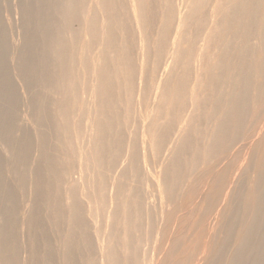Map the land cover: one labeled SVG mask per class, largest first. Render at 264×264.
<instances>
[{
    "label": "bare ground",
    "instance_id": "bare-ground-1",
    "mask_svg": "<svg viewBox=\"0 0 264 264\" xmlns=\"http://www.w3.org/2000/svg\"><path fill=\"white\" fill-rule=\"evenodd\" d=\"M32 1H19L21 2L19 7L24 12V25L21 30H25V33L20 31L24 34V45L22 44V47L20 45L21 50L18 51L20 56L17 52L18 60L15 62L14 59H11V62L12 65L15 63V68L18 69V72H15L18 73L19 78L26 83V85L23 83L24 87L27 86L26 89L30 87L29 92L34 88L31 85L34 86L37 83L47 87L48 91L49 89L51 92L61 91L60 95L62 94L63 98L59 103H56L53 99L56 92L54 94L49 92V95L52 94V96L46 95V97L52 98L54 102L52 100L48 102V98L47 101L43 99L41 102V96L35 95L36 90H34L35 97L32 98L33 92H24L26 89L22 87L25 89L23 90L24 95L27 93L31 96H29L31 101L29 102L32 103L35 112L32 109L33 113H31V108V112H29L31 115L36 114V119L34 118L33 121L38 127H35L38 137L33 138L35 140L38 138L39 141H36L38 142L36 143L38 160L33 168L35 161H32L34 150L32 137L36 134L22 135L20 133L18 137V133H15L16 136L13 133V130L16 132L17 124L15 113H20L22 109L20 106L15 108L16 100L20 96L18 90L22 89L17 90L16 83H13L14 75L9 62L10 46H12L10 43L14 39L13 37L15 35L17 37V33L20 32L17 30V33L11 38L14 31L12 28L9 40L6 30L9 26L1 19V7L3 8V6L0 1V139L5 142V145H8L3 148H7L9 154L16 156L12 166L10 168L7 166L14 176H12L13 179H16L14 182L19 184L21 188L18 189H22V191L28 189L27 192H29L31 190L30 195L32 194L33 198L30 197L34 202L29 214L26 213L28 215L25 216V210L19 204L20 202L18 203L21 191L16 189L20 193L18 194L11 188L14 184L10 186H8L9 182L8 185L6 184L8 181L6 178L10 180L11 176L4 175L5 164L0 156V215L2 216L0 222V264H22L23 262L21 261L23 257L21 251H24V249L22 250L24 246L21 245L26 243L22 244L18 235L19 232H23L22 229L19 231L22 226L19 216L22 215L19 212L21 208L26 217L25 225L28 227L24 233L27 231L30 233L25 254H28L26 256L28 260L25 263L147 264L150 257L147 256L149 257L147 258L146 255L151 253V250L149 252L150 245L145 249V251L148 249V254L142 250L143 248L140 249L142 243L147 241L143 240L146 239L144 232L148 230V228L147 230L143 229L147 225L146 222L142 223V217L146 212L151 211L152 206L156 205L148 203L150 207H147L145 190L150 186L145 188L146 183H142V175L146 179L148 176L151 177L152 183L155 182L153 186H156V189L153 188L154 190L151 191H157L156 196L161 202H158L156 197L154 198V200L157 199L159 206H157L159 208V213H157L160 214L159 218L165 225L166 229H164L170 231L172 228L170 233H173L172 236H174L178 225L176 226L172 222L176 219L172 217V214L181 211L179 206L172 208V205L177 203L175 201H179L185 196V205L194 199L198 200V204L203 205L202 211H215L230 196L229 194L237 189L239 183L242 184L235 177V172L231 174L230 171H227L229 165L231 169L233 162L226 164L228 166L226 169L225 158L230 153L226 156L224 154L231 150V146L242 141L240 139L250 140L246 146L250 149V152L247 151L248 157H251L250 163L247 160V164L252 165V162H256L263 166L264 126L259 125V123H263L261 122L263 119L258 120L257 124L254 121H257L259 115L260 119L264 118L261 117L264 114V0H36L40 3L44 2L43 4L47 3L49 13L46 15L42 9L31 7ZM15 5L17 7L19 3L16 2ZM207 6H209V10L206 9ZM18 8L16 11L19 10ZM204 9L208 13L207 11L205 13ZM203 10L204 12H202ZM17 14L19 13L17 12ZM17 17L21 19V15ZM11 26L13 27L12 24ZM17 28L18 26H16ZM192 34L197 38L201 36L200 41L197 42L199 39L195 37L197 40L191 39L190 35ZM197 34L200 35L197 36ZM217 41L222 45H220L221 43L217 44ZM215 44L221 47L216 46L217 49H214L213 45ZM16 56L14 58L17 59ZM146 85H148L147 88ZM36 86L38 87V85ZM39 87L38 91H40ZM148 87L149 90L151 88L150 91H153V96L143 98L142 95L143 97L139 98L147 99L148 97L149 99L145 100V109L143 100L140 103L143 106H140L141 108L138 107L140 104L137 106V109L145 110L139 113V110L135 109V104L138 103L136 96L141 93L140 91L148 90ZM222 87L226 91L222 89L221 92L225 93L222 95L220 92L221 95H218L217 92ZM188 88L189 92L191 91V96L190 93L186 95L190 96V101L187 102L188 98H185V92L188 91ZM209 89L213 90V93L217 91L210 105L206 98L201 99L207 96ZM202 91H205L203 96L201 95ZM42 92L44 93V91ZM46 92L47 90H45V94H47ZM211 92L210 94L213 95ZM143 94L146 95V91H143ZM212 97L209 98L210 101ZM198 100L202 101L201 103L206 100L204 102L210 106H207V111L204 108L206 104H200ZM49 105L55 106L54 111L53 107H48ZM14 108L19 112L14 113ZM23 108L25 109V107ZM83 108L85 110H82ZM203 108L204 110H202ZM133 109L140 114L137 119L132 112ZM138 119L141 121V127L139 126L140 129L137 130L138 126H134V129L136 127L140 133L139 144L137 143L139 141L138 132L136 133V130L134 131L132 128L134 121H138ZM249 119L252 120V123L254 122L253 127L248 126ZM80 123L85 124V126L81 125L85 127L82 134L79 131L82 129L79 128ZM21 124L18 123V125ZM203 124L206 127L204 129ZM39 128H47L48 131ZM18 129L20 130V128ZM20 131L22 132V128ZM49 131L50 133H47ZM72 131L75 133L73 136ZM127 132H135L131 134L132 136L136 135L134 138L137 141L132 142L131 138V144L128 146L130 140L126 144L129 148L122 150L123 142L125 139L127 140ZM192 132H196L198 135L204 134L207 141L202 139L204 143H200L202 138L200 136L198 142L194 141L195 137L190 138L194 135ZM176 136L182 140L179 142L176 139L179 144L173 146L172 141ZM50 137L55 138L54 142L53 140L50 142ZM252 139H255V142L252 141V143ZM81 140L87 143L84 145L83 142L81 145ZM14 141L19 144L17 148L14 147L15 145L13 146ZM55 141L57 142L55 143ZM74 142L80 143V145L78 144L79 148H75L78 149L77 151L73 150ZM51 143H55V148ZM163 145L165 146L164 155L167 151L169 157L166 154V158H163L165 160L168 158L169 161L161 164V169L157 161L156 165L158 166L156 167L160 171L155 174L154 171L157 170L155 168L153 171L155 175L152 177L151 170L154 169V163L151 160L149 162V158H151L149 153L151 155L153 153L154 156L162 155ZM57 149L59 152L61 151V155L62 151H67L66 156L59 157L60 153L56 154L58 153ZM69 149L72 151L71 154V151L68 152ZM54 150L56 152H53ZM221 154L225 157H219ZM217 157L222 159L218 163V159L215 161ZM153 159L158 160V157ZM10 161H13L11 157ZM126 162L127 164H125ZM148 162L152 163L151 170H148ZM222 164L224 166H221ZM250 165H247L248 168L251 167ZM200 167L206 171H200ZM215 168L219 169L216 173L213 172ZM262 169L253 179L250 175L252 180H248L252 181V186L250 183L249 194L252 198L247 200L245 198L244 206L241 205L244 209L241 208L243 210L241 214L246 216L244 219L248 221L247 217L253 216L254 222L246 224V221L244 227L242 225V229L240 231L238 229V235L236 234L238 231H234L237 237L234 238L233 249L228 259L219 258L218 253L213 255L211 251L213 243L208 240L210 242L208 244L212 243V246L206 247L207 245H205L200 254H210L209 259L206 257L207 262L209 260L211 262L209 264H264V170ZM31 170L33 174H31ZM256 171L258 170L256 169ZM243 172L245 174V171ZM253 172L255 171L253 170ZM75 173H78L77 176ZM145 174L148 176L145 177ZM200 179L203 181L201 185L204 184L202 186L204 188L199 185L195 186L196 188L199 186L203 190L196 192L192 188L194 191H191L192 185L199 183ZM133 180L135 183L144 185L142 190L145 191V194ZM17 186L15 187L17 188ZM152 200L151 203L154 201ZM24 201L28 202L26 198ZM232 203L226 202V208ZM204 204H206L205 207ZM232 205L234 206L232 208L237 206ZM30 206L31 204L28 208ZM226 208L224 207V210ZM236 208H240V205ZM43 209H45L44 213L46 211L44 215H42ZM227 209L231 212V209ZM239 210H236L237 214ZM20 211L22 212V210ZM154 211L156 212V210ZM233 211L234 215L236 211L235 209ZM221 214L223 215V213ZM149 215L151 214L149 213ZM22 216L23 219L24 216ZM101 216H105L104 222L101 221ZM152 219L148 223L152 224ZM154 219L158 220L155 216ZM241 219L244 221L243 218ZM250 220L252 221V219ZM180 221L184 223L182 220ZM159 223H157L158 226H160ZM243 223L241 222V224ZM153 226L157 228L156 224ZM150 227L152 228V225ZM179 228L178 235L181 230ZM140 230H143L141 232L144 239L139 237L142 235ZM152 230L156 231V229ZM184 230L182 229V232ZM137 231L139 232L138 237L135 233ZM190 231H192L191 228ZM259 232L263 237L259 235L260 240L256 241L254 235L256 233L258 235ZM149 234L152 237L151 233H148L147 236ZM189 234L193 235L194 233ZM21 236L20 233V238ZM26 237L23 238L26 239L25 242L28 241ZM224 237V242L220 246L218 245L220 248L221 246L226 247L229 241H232L228 236ZM155 240L157 241V239H149L148 244ZM164 240L168 239L160 238L159 253L164 251L167 244L169 245L168 251L166 250L165 253L168 254L167 256L179 253V250L180 253H184L181 252L183 250L180 247L187 240L182 244L179 239V246L178 242H172L171 238L168 243H165ZM205 241L206 239H204ZM187 244L191 243L187 242ZM189 245H184V249L186 246V249L190 247ZM118 247H121L123 251ZM195 247L193 246V250ZM184 251L186 252V250ZM158 252L154 253L159 255ZM173 255L174 260H172L176 264L177 258L174 257H177L178 254L177 256ZM164 256L161 260L159 258L156 260L151 256L149 263L169 264L172 257ZM192 256L190 255L191 258ZM174 263L171 262V264Z\"/></svg>",
    "mask_w": 264,
    "mask_h": 264
},
{
    "label": "rangeland",
    "instance_id": "rangeland-1",
    "mask_svg": "<svg viewBox=\"0 0 264 264\" xmlns=\"http://www.w3.org/2000/svg\"><path fill=\"white\" fill-rule=\"evenodd\" d=\"M0 1H2V3H1V2H0V3H1V5L3 6V8H2L1 5H0V7H1V9H2V12H1V13H2L1 19H2V21H4L5 24L8 23L7 25L9 26V28L11 27L10 29H9L8 27H7V29H6V30H7V33H8L9 40H10V39H11V38L17 33V30H18V32H20V31L23 30V29L21 30V28H23V25H24V21H23V20H24V12L21 11L22 8L19 7V6H21V2H19L20 0H0ZM14 1H15V2H14ZM13 2H14V3H13ZM16 2H17V4L19 3V5H18L17 7H16V5H15ZM32 2H34V3H32ZM32 2H31L30 4H31V7H33L34 9H36V8L42 9V11H45V12H44L45 15H46L47 13H49V12H48L49 6L46 5V4H47L46 2H45V4H43L44 2H41V3H40V2H38V1H36V0H33ZM32 4H33V5H32ZM43 5H44V6H43ZM208 5H209V4H208ZM45 6H46V7H45ZM18 7H19V8H18ZM44 7H45V8H44ZM17 8H18L19 10L16 11ZM207 8H208V10H209V6H207L206 9H207ZM1 9H0V10H1ZM204 10H205V9H204ZM204 10H203L202 12H204ZM9 11H11V12L8 13ZM20 11H21V12H20ZM46 11H47V12H46ZM206 11H207V10H205V13H206ZM17 12H18L19 14H17ZM22 12H23V13H22ZM20 13H22V14H20ZM207 13H208V11H207ZM18 15H19V17H20V15H21V19L17 17ZM22 15H23V16H22ZM11 16H12V18L10 19ZM37 17H38V16H37ZM12 19H13V21H12ZM18 19H20L21 22H20V20L18 21ZM6 21H7V22H6ZM10 21H12L13 23H12V22L10 23ZM45 21H46V20H45ZM14 22H15V24H14ZM18 23H19V25H16V24H18ZM9 24H10V25H9ZM11 24L13 25V27L11 26ZM16 26H18L17 29H16ZM12 28L14 29V31H15V29H16L15 32L13 31V34H12ZM8 29H9L10 31H9ZM24 29H25V28H24ZM24 31H25V30H24ZM24 31H22V32L25 33ZM22 32L19 33L20 35L17 33L18 36L16 37V35H15V36L13 37L14 39L11 40V43H10V45H12V46H10V56H11V57H10V61H9V62H10V65H11V69L13 70V71L11 70V72H13L12 74L14 75V77H13V78H14V79H13V80H14L13 83H14V84L16 83L15 86L17 85V86H16V87H17V90H18L19 88L22 89V87L25 88V89L27 88V86L24 87V84L26 85V83L23 82L24 80H22L21 78H19L20 76H18V73H16V72H18V69H17V67L15 68V63H14V65H12L13 63L11 62V59H14L15 62H16V61L18 60V57H17V56H18V55L20 56V53H19L20 51H19V49L21 50V47L24 45V43H23V42H24V41H23V40H24V38H23V35H24V34H23ZM11 34H12V36H11ZM9 35L11 36V38H10ZM21 35H22V36H21ZM194 35H196V34H194ZM199 35H200V34H197V36H199ZM20 36H21V38H19ZM191 36H192L191 39H195V38H197L196 36H193V34L190 35V37H191ZM194 37H195V38H194ZM22 38H23V39H22ZM200 38H201V36H199V38H197V39H199L197 42L200 41ZM197 39H195V40H197ZM12 41H13V42H12ZM16 41H17V42H16ZM14 42H15V43H14ZM16 43L19 44V45H17ZM215 43H216V42H215ZM220 43H221V42H220ZM220 43H218V41H217V44H220ZM22 44H23V45H22ZM198 44H199V43H198ZM217 44L213 45V47L215 46L214 49H215V48L217 49V47H216V46H218ZM13 45H15L17 49H16L15 46H13ZM20 45H21V47H20ZM220 45H222V43H221ZM218 47H221V46H218ZM41 49H42V48H41ZM41 49H40V50H41ZM13 50H14V51H13ZM40 50H39V52H40ZM18 51H19V52H18ZM13 52H14V53H13ZM17 52H18L19 54H18ZM17 54H18V55H17ZM16 55H17V56H16ZM15 56L17 57V59L14 58ZM12 57H13V58H12ZM14 60H13V61H14ZM12 67H13V68H12ZM15 71H16V72H15ZM217 72H219V71H217ZM217 72H216V73H217ZM18 78H19V79H18ZM17 79H18L19 81H18ZM16 80H17V81H16ZM18 82L20 83L19 85H18ZM21 83H22V84H21ZM23 83H24V84H23ZM20 85H22V86L19 87ZM36 85H38V87L40 86V87H39V90H40V91L37 90L38 87H37ZM84 86H85V85H84ZM147 86H148V85H146L145 87L147 88ZM31 87H32V88L34 87V88L32 89L31 92L28 91V90H31L30 87H29V89H26L27 91H26L25 89H22L21 91L18 90L19 95H20V96L23 95V96L20 97L19 95H17V96H19L20 99L22 98V99H21L22 101L17 97L18 100H20L21 102L18 101V100H16L15 108H17V106H20L22 109L20 110V113H15V112H19V110L14 108L15 110H17V111L14 110V113L16 114L15 120H17V121H16L17 124H16V128H15V131H16V132H14V130H13L14 136H16L15 133H18V134H17L18 137L20 136V133H21L22 135H23V134H28V133H30L29 135H33V134L35 135V134H36V131H37L36 128H38V127H36L37 125H36V124L34 123V121H33V120L36 119V118H35V115H36V114H32V115H31V113H33V110H34V112H35V108H32V103H30V102H31V101L29 100V96H30V94L28 95L27 93H25V95H24V92H28V93H32V92H33V93L31 94L32 98H34L35 95H36V96H39V97H40V96L43 97L42 95H44L45 97H43V98L40 97V99H41L40 101H41V102L43 101V99L46 100V99L48 98V99H47V100H49L48 102H50V100H52V101L54 102V100H55L56 103H59V102H60V99L63 98L62 94L60 95L61 91H60V92H59V91H54V92H56V93L58 92L57 94H59V95H57L56 93L54 94V92L52 91L53 94H54V97H53L54 100H53L52 98H51V99L49 98V97L52 96V94L49 95V94H50L49 92H51V91H50V89H49V91H48V88H47V87H45V86H43V85H39V84H37V83L34 84V86H33V84H32ZM35 87H37V89H35ZM81 87H82V85H81ZM224 87H225V86H224ZM222 89H223V91H226V90H224V88L222 87V88H220V91H218L219 93L216 91L218 95H219V94L221 95V93H222L221 90H222ZM23 90H25V91L23 92ZM34 90H36V91H35V92H36L35 95H34ZM45 90H47V92H46L47 94H45ZM150 90H151V88H150ZM150 90H149V87H148V90H145V89L143 90L144 92L146 91V95H144L145 93L143 94V91H140L142 94L139 92V93L141 94V96H140V94L138 93L139 95L136 96V97H137L136 99H137V102H138V103H137V105L135 104V107H136V108H135V107H133V108L137 109V106H138L140 103L143 102V103H144V109H145V106H146L145 100L147 101V99H148L149 96H151V97L153 96V95H152L153 91H150ZM19 91H20V92H19ZM42 91H44V93H43ZM148 91H150V92L147 93ZM208 91H209V93H208V92H206V93H208L209 96H211V97L213 96L212 99H211V101H210V99H209V98H211V97H209L208 94H206V95L208 96V98H207V96L201 98V95L203 96V94L205 93V91H204V92L202 91V94L200 95V98H201V99H205V98H206V100H208L207 102H209L208 104L210 105L211 102H212V100H213V98H214V94H215L216 92L213 93L214 91L211 90V89H209ZM211 91H212V92H211ZM21 92H23V93H21ZM52 92H51V93H52ZM187 92H188V93H187ZM210 92L213 93V95L210 94ZM220 92H221V93H220ZM40 93H43V94H40ZM150 93H151V95H150ZM185 93H186V94H185V98L187 97L186 95H188L189 93H190L189 95L191 96V91L189 92V88H188V91H186ZM223 93H225V92H223ZM223 93H222V95H223ZM38 94H39V95H38ZM217 94H216V95H217ZM26 95H28V96H26ZM46 95H47V96L49 95V97H46ZM142 95H143L144 97H143ZM204 95H205V94H204ZM24 96H25V97H24ZM31 96H30V97H31ZM55 96H57V97H55ZM139 96H140V97H139ZM145 96H148L147 99H143V98H145ZM190 96L187 97V98L189 99ZM23 97H24V98H23ZM27 97H28V99L26 100ZM59 97H60V98H59ZM85 97H87V96L85 95ZM141 97H143V98H142V99H139V98H141ZM151 97H150V98H151ZM32 98H30V99L32 100ZM55 98H56V99H55ZM86 99H87V98H86ZM188 99L186 100L187 102L190 101V99H189V100H188ZM201 99H199V100H201ZM45 100H44V101H45ZM47 100H46V101H47ZM56 100H57V101H56ZM139 100H140V101H139ZM142 100H143V101H142ZM148 100H149V99H148ZM199 100H198V102H200V104H203V105L206 104V103L204 102V101H206V100H203V103H201L202 101H199ZM17 101H18V102H17ZM24 101H25L26 103H28V104L26 105L27 107L25 106L26 103H22V102H24ZM27 101H28V102H27ZM29 101H30V102H29ZM40 101H39V103L41 104ZM46 101H45V102H46ZM141 101H142V102H141ZM48 102H47V103H48ZM53 102H51V103H53ZM17 103H18V104H17ZM21 103H22V104H21ZM51 103H49V104H51ZM56 103H55V104H56ZM5 104L7 105V103H5ZM5 104H4V105H5ZM40 104H39V105H40ZM55 104H54V105H55ZM208 104H206V106L204 107L205 109H206V108L208 109V107H210V106H208ZM21 105H22V106H21ZM47 105H48V104H47ZM30 106H31V107H30ZM140 106L142 107L143 104H142V105L140 104L138 107L141 108ZM207 106H208V107H207ZM20 107H19V109H20ZM23 107H25V109H24ZM33 107H34V106H33ZM48 107H51V105H49ZM52 107H53V111H54V107H55V106L52 105ZM52 107H51V108H52ZM30 108H31V110L33 109L32 112L30 111ZM51 108H50V109H51ZM204 108H203L202 110H204ZM23 109H24V110H23ZM50 109H49V111H50ZM135 109H133L132 112H133V114H135L136 119H137V117H139L138 115H140L139 113L142 112V110H144V109H143V108H142L141 110L137 109V110H139V113H138L137 110H135ZM207 109H206V111H207ZM82 110H85V108H83ZM134 110H135L136 112H135ZM209 110H210V109H209ZM251 110H252V108H251ZM29 111H30L31 113H30ZM53 111H52V112H53ZM144 111H145V110H144ZM15 114H14V116H15ZM18 114H19V115H18ZM263 115H264V114H262L261 117H264ZM17 116H18V117H17ZM30 116H31V117H30ZM259 116H260V115H259ZM259 116H258V118L256 119L257 121H254V122H256L255 124H257V123H259V121H261V120L263 119V121H261V122H263V123H259V125H260V126H261V125L264 126V118H261V119H260ZM17 118H18V119H17ZM20 118H21V119H20ZM34 118H35V119H34ZM26 120H27V121H26ZM253 120H254V119H253ZM258 120H259V121H258ZM138 121H139V122H138ZM138 121H137V120L134 121V125H132V126H133V127H132L133 129H134V126H138V127H137L138 129H137V130L140 129V127H141V126H140V124H141L140 122H141V121H140L139 119H138ZM21 122H22V124H21ZM254 122H253V123H254ZM18 123L21 124L22 126H23V124H25V125L22 127L21 125H18ZM138 123H139V125H138ZM253 123H252V120H250V119L248 120V126L253 127V126H254ZM250 124H251V125H250ZM35 125H36V126H35ZM81 125H84V126H85V124H84V123H82V124L80 123V126H79V128L81 127V128L83 129V131H82V129L79 130V131L81 132V134H82V132L84 133V128H85V127H84V126L82 127ZM203 125H204V124H203ZM18 126H19V127H18ZM139 126H140V127H139ZM262 126H261V127H262ZM35 127H36V128H35ZM18 128H20V130H21V128H22V132H23V131H24V132L22 133ZM204 128H206L205 125L203 126V129H204ZM34 129H36V130H34ZM39 129H41V128H39ZM43 129H44V130H43ZM46 129H47V128H42L41 130H43V131H48V129H47V130H46ZM135 130H136V127H135L134 131H135ZM137 130L135 131L136 133L138 132ZM19 131H20V132H19ZM39 131H40V130H39ZM39 131H38V132H39ZM248 131H249V129H248ZM73 132H74V131H72V133H73ZM129 132H130V129H129ZM135 132H133V133L131 132V133L134 134ZM47 133H50V131L47 132ZM72 133H71V134H72ZM131 133H128V132H127V137H126L127 140H126V139L124 140V142H123V143H124V146L122 145V150H123V149H124V150H127V149L129 148V147H127L126 144L129 143V140H130L131 138H132V142H134V140L136 139V138H134V137H136V135L132 136ZM128 134H129V136H128ZM139 134H140V133L138 132L137 138H138V136H139V138H140V135H139ZM192 134H194V135L191 136L190 138L193 139V137H195L196 140L194 139V141H196V142L199 141L198 139H200V137H202L201 140L204 139L205 142L207 141V138H205L204 134H203V135H202V134H201V135H200V134L198 135V133H196V132H195V133L192 132ZM192 134H191V135H192ZM196 134H197V135H196ZM37 135H38V133H37L34 137L31 136V137H32V141H33V149H34V150H33V153H32V158H33L32 161H35V162H34V165L32 164L33 162L31 161V162H32L31 164L34 166V167H33V166L30 164V167H31V168H32V167L35 168V165H36V163H37L36 161L38 160V157H36V156L38 155V151H37V148H38V147H37V144H36V143H38L39 141H38V138H37V140H35L36 137H38ZM73 135H75V133H73L72 136H73ZM130 136H131V137H130ZM197 136H198V138H197ZM199 136H200V137H199ZM203 136H204V137H203ZM178 137H179V136H178ZM178 137L176 136V137H175V140L178 139ZM33 138H35V139H33ZM50 138H51L50 142H52V140H53V142H54L55 138H54V137H50ZM52 138H54V139H52ZM133 138H134V139H133ZM139 138H138V140H139ZM192 139H190V140H192ZM205 139H206V140H205ZM140 140H141V138H140ZM140 140H139V141L135 140V141H137V143L139 144V143H140ZM175 140H174V141H175ZM178 140H179V142H181L182 139H181V140L178 139ZM178 140L175 141L176 144H175L174 141H172V142H173V143L171 142L172 145L174 144L173 146H175V145L179 144ZM201 140H200L199 142H200V143H202V142L204 143V141H203V140L201 141ZM240 140H242V141H238L239 143L237 142V143H235L236 145L234 144V146H231V147H232V148H230L231 150H228V152L225 153L224 155L226 156V155H228L229 153L231 154V155L229 154L228 157L225 158V160H226V161H225V165H226V164H230V163H232V162H233V164H231V169H230V165H229V168H228V166L226 165V166H227L226 169L228 168L229 170L227 169V171H230L231 174H232L233 172H235V173H236V174H235V177H237V179L240 180V182H241L242 184L239 183V186L237 187V189H236L234 192H232L231 194H229L230 196H228V198H226L225 201L222 202V203L217 207V210H215V211H214V210H212L211 212H208V211H206V212H205V211H202V207H203V205L198 204V200H194L193 198H192V199H193L194 202H193V201H192V202L190 201V202H189L188 204H186V205H185V203H186L185 196H184V198L182 197L181 199H179V201H178V200L175 201V202H177V203H180L181 205L175 203V204L172 205V208H174L173 206H177V207L179 206V207L181 208V211H179L177 214H172V217H173L174 219H175V218H176V219H175V221H173L172 219H171V220H172V222H174V224H176V226L178 225V226H177L178 228H179L180 225H181L182 228H181V227L179 228V230L181 229V230H180V234H179L181 237L178 235V233H179V232H177L178 228L176 229V233H174V236H176V237L172 236L173 233H170L171 230H172V228H171L170 231L165 230V229H166V228H165V225L162 224L163 221L161 222V219L159 218V217H160V214H158V213H159V211H158V210H159V208H158L159 206H158L157 204H158V202H160V201H159V199H158V196H156V195H157V191L155 190L156 194H155V192H152L154 189H156V186H155V187L153 186V185L155 184V182L153 181L154 183H152V180H153V179H152L151 177H149L147 174H145V177L148 176L147 179L143 177L144 175H142V178L145 179V180L141 179V180L143 181V182H142V181H141V182H142V183H146V184H145V188H146L147 186H150L149 188H147V190H145V188H144V190L146 191V195H147V196L145 195V196H146V201H148V202H146V203H147V207H148V208L150 207V206H148V203L151 204V205H156L155 207L158 206V207H157L158 209L155 208L154 206H152L153 208H152V207L150 208L151 211L148 212V213L146 212V213L144 214V215L147 214L148 216H150V217H148V216L146 215L148 219L145 218L146 216H144V215H143V217H142V223H143V222H144V223L146 222L145 224L147 225V227H146V226H143V227H146V228H143V229H144V230H147V228H148V230H147V232H146V231L144 232V233H145V234H144V237L146 236V239H144V237H143V233H142L143 230H140V232L142 231V232L140 233V234H142V235L139 236V237H141V238L143 237V238H142V239H144L143 241H146V240H147L146 242H144L145 244L142 243V245H144V246L141 245V248H140V249L143 248L142 250H144V252H145L146 254H148V253L150 252V250H151V253H152V250H153V253H152V254L149 253L148 255H146V257H147V256L150 257V260L147 261V262H148L147 264H151V263H149V262L151 261V256H152L154 259L159 258V260H161V259H163L164 254L168 251L167 249H168V246H169V245L167 244V246H165L164 251L160 252V253H162V254H160V253L158 252V251H160V250H158V249H159V246H160V243H161V241H163V240L160 241V238H162V239L164 238V239H166V240H167V239L169 240V239L171 238V241H172V242H173V241H175L176 243L178 242L177 245L179 244L180 241H182V244H184L183 242H185V240H187V241H186V243H185L184 245H187V246H188L189 244H187V242H188V243H191V244L189 245L190 247H188L189 250H188V248L186 249L187 246L185 247V249H184V247H183L184 245L180 247V249L183 250V251H181V252H184V253H180V250H179V247H178V250H179L178 252H179V253H176V254L173 253V254H175V255L172 254L173 256H177V254H178L177 257H174L175 259L177 258L176 261H175L176 264H181V263H182V264H186V263H187V264H205V263L209 264V263H211L210 260H209V262H207L208 260H206V257H207V259H209V255H210V254H209V255H207V254L204 255L205 253H204V254H200V253H201V251L205 248V245H207L206 247H208V246H212V243H213V249H212V247H211V251H212L213 255H214V254L217 255V253H218V257H219V258H224V259L226 258V259H228L229 255H230V253L232 252V249H233V247H232V246H233L232 243H234V242H233V241L235 240L234 238L237 237L239 231L242 229L241 226L243 225L242 227H244V224H245V222L247 221V220H245V219H246V218H245L246 216L244 217V216L241 214V212L244 210V209L242 208V207L244 206V199L246 198L245 200H247V199L252 198V196L249 194L250 189H251L250 187L252 186V183H251L252 181H249L248 179L252 180V179L257 175V173L259 172V170H261L262 168H263L262 170H264V163H263V166H262L261 163L257 164L256 162H252V163H251L252 165L247 164L248 161H249V163H250V158H251V157H248V156H249V153H248V152H250V149H249V147H248V148L246 147L247 144L250 142V140H247V139H245V141H244V139H240ZM0 141H1V144H0V147H1V148H0V156H1V158L3 159V161H4L3 164H5L4 167H3L4 175L6 174L5 176H8V177L11 176V178H10L11 181L9 180V178H6V177H5L6 179H8V181L6 182V184L9 182V185L7 184L8 186H10L11 184H12V185H13V184H14V185L16 184L15 186L18 185L17 188H16L14 185L11 186V188H13V189L15 190V192H16L17 190L21 191V194L19 193V191L16 192V193L22 195V196L19 195L20 199L18 198V203L20 202L19 204L22 205V208L25 210V216H27V215L29 214V211L31 210V207H32L33 204H34V202L32 201V200H33V199H32L33 197L31 196L32 194L30 195L31 190H30L29 192H27L28 189H27L26 191H22V189H18V188H21V187L19 186V184H17V183L14 182V179H15V178L13 179L14 176H13V174L10 172V169H9L10 166H12V163H14V161L16 160V156H13V155L9 154V152L6 150L7 148L4 149L5 146L8 147V145H7V144L5 145V142H4L3 140L0 139ZM36 141H38V142H36ZM72 141H74V140H72ZM86 141H87V140H86ZM126 141H127V142H126ZM192 141H193V140H192ZM243 141H244V142H243ZM248 141H249V142H248ZM252 141L255 142V139H252L251 142H252ZM14 142H15V143L13 144V146L15 145L14 147L17 148V147H18L17 145H19V144H17L16 141H14ZM56 142H57V141H55V143H56ZM83 142H84V143H83ZM83 142H82V140L80 141L81 145H82V143H83L84 145H85V143H87V142H85V141H83ZM253 142H252V143H253ZM55 143H54V144H55ZM80 143H77V142L75 143V142H74V144H73V145H74V146H73V150H74V151H75V150H76V151L78 150V149H75V148H79L78 146L80 145ZM137 143H135V144H137ZM245 143H246V144H245ZM51 144H52V146L54 145L53 143H51ZM78 144H79V145H78ZM130 144H131V140H130V143L128 144V146H129ZM2 145H3V146H2ZM49 145H50V144H49ZM125 145H126V146H125ZM172 145H171V147H173ZM3 147H4V148H3ZM50 147H51V145H50ZM53 147L55 148V145H54ZM53 147H52V150H53ZM123 147H124V148H123ZM163 147H164V148H162L163 150H161V151H163V154H162L163 156H162L161 154L158 155V156H154L153 153H152V155H151V153H149V156L151 157V158H149V162H150V160H151V162L154 163V164H153L154 169H152V168H153L152 163H150V164H151V165H150L149 162H148V164H149V165H148V166H149V169H148V170H151V169H152V170H151L152 173H153V171H154L155 168H156L157 170L154 171V173L157 174V173L160 171V169H161V166H160V165L166 163L167 161H169V160H168L169 157H168V152H167V151H166V154H167V157H168V158L165 160V158H166V154L164 155V153H165V146L163 145ZM238 147H239V148H238ZM16 148H15V149H16ZM244 148H245V149H244ZM166 149H167V147H166ZM4 150H5V151H4ZM149 150L151 151V149H149ZM149 150H148V151H149ZM2 151H3V152H2ZM56 151L58 152V153H56V154H59V153L61 152V151L59 152L58 149H57ZM56 151L54 150L53 152H56ZM70 151H71V150L69 149L68 152H70ZM150 151H149V152H150ZM229 151H231V152H229ZM247 151H248V152H247ZM1 152H2V153H1ZM246 152H247V153H246ZM6 153H7V154H6ZM63 153H64V154H63ZM65 153L67 154V151H66V152H65V151H62V155H61V153H60V154H59V157H61V156H62V157L66 156ZM71 153H72V151L70 152V154H71ZM161 153H162V152H161ZM236 153H237V154H236ZM241 154H242V155H241ZM244 154H245V155H244ZM10 155H11V156H10ZM63 155H64V156H63ZM224 155L221 154L219 157L224 158V157H225ZM240 155H241V156H240ZM246 155H247V157H248L249 159H248L247 157H245ZM9 156L11 157V160H13V161H10V157H9ZM34 156H35V157H34ZM152 156H154V157H152ZM160 156H162V157H160ZM223 156H224V157H223ZM156 157H158V160H157V159H153V158H156ZM163 157H165V158H163ZM242 157H244L245 159L242 158ZM36 158H37V159H36ZM221 158L218 159V157H217V158H215V159H216L215 161H217V159H218V160H219V161H217V163H218V162H220V161L222 160ZM246 158H247V159H246ZM163 160H164V161H163ZM241 160H242V161H241ZM247 160H248V161H247ZM157 161H158V162H157ZM213 161H214V160H213ZM215 161H214V163H215ZM235 161H236V162H235ZM243 161H244V163H243ZM156 162L158 163L160 169L156 167V166H158V165H156ZM159 162H160V164H159ZM229 162H230V163H229ZM236 163H237L238 165H237ZM240 163H241V164H240ZM245 163H246V164H245ZM253 163H254V164H253ZM125 164H127V162H126ZM234 164H235V165H234ZM239 164H240V165H239ZM242 164H243V165H242ZM247 165H250L251 167L248 168ZM7 166H9V168H8ZM150 166H151V167H150ZM221 166H224V165L222 164ZM233 166H234V167H233ZM237 166H238V167H237ZM240 166H241V167L243 166V167H246V168H243V167L241 168ZM239 167H240V168H239ZM33 168H32V169H33ZM234 168H235V169H234ZM236 168H237V169H236ZM252 168H253V169H252ZM258 168H259V169H258ZM158 169H159V170H158ZM202 169H203V167H200V171H201ZM245 169H246V170H245ZM248 169H249V170H248ZM256 169H257L258 171H256ZM8 170H9V171H8ZM251 170H252V171H251ZM253 170H254L255 172H253ZM151 171H150V172H151ZM157 171H158V172H157ZM202 171H203V170H202ZM205 171H206V170H204L203 172H205ZM217 171H219V169H217V168H215V169L213 170L214 173H216ZM243 171H245V174H244ZM203 172H201V173H203ZM230 172H229V173H230ZM237 172H238V173H237ZM241 172H242V173H241ZM154 173L151 175L152 177H153V175H155ZM252 173H253V174H252ZM255 173H256V174H255ZM31 174H33V171H32V170H31ZM75 174H76V176H77L78 173H75ZM231 174H229V175H231ZM240 174H241V175H240ZM89 175H90V174H89ZM250 175H251L252 177H251ZM12 176H13V177H12ZM242 176L244 177V179H243ZM248 176H249V178H248ZM30 177H31V176H30ZM240 177H241V178H240ZM250 177H251L252 179H251ZM6 179H5V180H6ZM12 179H13V180H12ZM148 179H150V180H148ZM246 179H247V180H246ZM32 180H33V178H32ZM32 180L30 179V181H32ZM15 181H16V179H15ZM148 181H149L150 183H149ZM243 181H245V182H243ZM11 182H12V183H11ZM32 182H33V181H32ZM133 182H134V180H133ZM197 182H199V181H197ZM134 183H135V182H134ZM199 183H200V184H199ZM199 183H197V184L194 183V184L192 185V187H191L190 190H191V191L196 190V192H200V190H203L202 188H204V187H202V186H203L204 184L201 185V183H203V181H202L201 179H200V182H199ZM247 183H248V184H247ZM250 183H251V186H250ZM135 184H136V185L138 184V187H140V188H141V191H143V190H142V188L144 187L143 184H140V183H138V182H136ZM148 184H149V185H148ZM151 184H152V185H151ZM142 185H143V186H142ZM195 185H199V186H201L202 188H200L199 186H197V188H196ZM246 185H247V186H246ZM248 185H249V186H248ZM141 186H142V187H141ZM151 186H152V187H151ZM14 187H15V188H14ZM150 188H151V189H150ZM153 188H154V189H153ZM192 188H194V190H192ZM239 188H240V189H239ZM16 189H17V190H16ZM152 189H153V190H152ZM245 189H246V190H245ZM148 190L151 192L152 195L150 194V192H149ZM151 190H152V191H151ZM197 190H199V191H197ZM247 190H249V191H247ZM145 191H143L144 193H143V192H142V193L145 194ZM238 191H239V192H238ZM22 192H23V193H22ZM24 192H26V193L24 194ZM148 192H149V193H148ZM235 192H236V193H235ZM241 192H242V193H241ZM245 192H246V193H245ZM234 193H235V194H234ZM244 193H245V194H244ZM247 193H248V194H247ZM28 194H29V195H28ZM149 195H151L152 197L149 196ZM30 196H31L32 198H31ZM153 196H154V197H153ZM250 196H251V197H250ZM17 197H18V195H17ZM24 197H25L26 200H27L28 202H30V203H28V202L25 203L26 201H24V200H25ZM147 197H149V198H148L149 200L147 199ZM150 197H151V198H150ZM155 197H156L158 200H157V199L154 200ZM229 197H231L232 199L229 198ZM235 197H236V198H235ZM238 197H239V198H238ZM22 198H23L24 200H23ZM29 198H30V199H29ZM152 199H153L154 201H153ZM190 199H191V198H190ZM229 199H230V200H229ZM19 200H20V201H19ZM151 200L153 201L152 203H151ZM156 200H157L158 202H157ZM182 200H184V201H182ZM233 200H234V201H233ZM235 200H236L237 202H236ZM22 201H24L23 204H22ZM155 201H156V202H155ZM229 201H230V202H233L232 204H235V205H237V204L239 203L238 205H240V208H236L238 205L235 206V208H232V207H234V206H233L232 204H230V205L228 204L229 206H227V208L231 209V212H230V210L228 211V209L226 208L225 204H226V202H229ZM238 201H239V202H238ZM32 202H33V203H32ZM154 202H155V203H154ZM241 202H242L243 204H242ZM160 203H161V202H160ZM160 203H159V204H160ZM25 204H26V206H25ZM30 204H31V206L28 208V206H29ZM176 204H177V205H176ZM183 204H184V206H183ZM192 204H193V205H192ZM223 204H224V205H223ZM187 205H188V206H187ZM205 205H206V204H204V207H205ZM221 205H222V206H221ZM231 205H232V206H231ZM241 205H242V207H241ZM18 206H19V205H18ZM160 206H161V205H160ZM197 206H198V207H197ZM24 207H26V208H24ZM199 207H200V208H199ZM222 207H223V208H222ZM224 207L227 209V211H226V209L224 210ZM230 207H231V208H230ZM22 208L20 209V207H19V209L22 210V212H21L20 210H19V212H20V214L22 213V215L24 216V214H23L24 212H23V209H22ZM154 208H155V209H154ZM184 208H185V209H184ZM218 208H219V210H218ZM241 208H242L243 210H242ZM27 209H28V210H27ZM153 209L156 210V212H155ZM198 209H199V210H198ZM221 209H222V210H221ZM233 209H235V211L238 210V209H240V210L238 211L239 216H238V214H237V211H236V213H235V214H237V215H235V214L233 215V213H234ZM44 210H45V209H43V214H42V215H44V214L46 213V211H45V213H44ZM152 210L156 213L157 216L155 215V213H154ZM220 210H221V212H220ZM223 210H224V211H223ZM26 211H27V212H26ZM191 211H192V212H191ZM213 211H214V212H213ZM19 212H18V215H19ZM152 212L154 213V215H153ZM157 212H158V213H157ZM207 212H208L209 214H208ZM217 212H218V213H217ZM26 213H28V214L26 215ZM149 213H150L151 215H153V216L149 215ZM216 213H217V214H216ZM221 213H223V215H222ZM229 213H230V214H229ZM220 214H221L222 216H221ZM22 215H19V216H20V221H21V222H20V225H22V226H20L21 228L19 229V231L22 229L23 232H19L18 235H19V241H20V239H21V242H23L22 244H25V243H26V244H25V245H21L22 247L24 246V248H22V250L24 249L25 252H24V251H21V253L23 252V253H22V256H23V257L21 256V254H20V256L22 257V259H24V260L21 259V261H23L22 264H23V263H24V264H27L28 262H27V263H25V262H26V260H28V259H26V258H27L26 256H28V254H27V255H25V254H26V252H27V247H28V244H27V243H28L29 240H30V239H29V238H30V236H29L30 233H29L28 231H27L28 233L25 232V233L27 234V237H26V234L24 233V231L28 230V227L25 225V221H24V220H26V217H25V216L23 217ZM177 215H178V216H177ZM180 215H181V216H180ZM198 215H199V216H198ZM210 215H211V216H210ZM217 215H218V216H217ZM232 215H233V216H232ZM21 216L23 217V219L21 218ZM154 216H155L156 219H158V220H155V219H154ZM179 216H180V217H179ZM182 216H183V217H182ZM185 216H187V217H185ZM191 216H192V217H191ZM151 217L154 219V222L156 221L155 223L152 221L153 219H152ZM235 217H236L237 219H236ZM240 217L243 218V219L245 218L244 221H242V219H241ZM0 218H1V219H0V222H1V221H2V216H1V215H0ZM149 218L152 219V220H151L152 224H151V223H148V222L150 221ZM177 218H180V219H177ZM218 218H219V219H218ZM192 219H193V220H192ZM207 219H208V221H207ZM247 219H248L249 222L247 221L246 224H248V223H250V222H254V220H255V219L253 218V216H250V218L247 217ZM250 219H252V221H251ZM180 220H182L184 223H182ZM194 220H195V221H194ZM210 220H211V221H210ZM101 221H103V222L105 221V216H101ZM157 221H158V222H157ZM176 221H177V222H176ZM178 221H179V224H178ZM191 221H192V223H191ZM198 221H199V222H198ZM103 222H101V223H103ZM159 222H160V223H159ZM196 222H197V223H196ZM241 222H242V223L244 222V223L241 224ZM157 223H159L160 226H158ZM193 223H194V224H193ZM228 223H229V225H228ZM231 223H233V224H231ZM236 223H237V224H236ZM239 223H240V224H239ZM145 224H143V225H145ZM155 224L157 225V226H156L157 228H155V226H153V225H155ZM161 224H162L163 228H161V227H162ZM170 224H171V222H170ZM172 224H173V223H172ZM202 224H203V226H202ZM204 224H205L206 227L204 226ZM212 224H213V225H212ZM238 224H239V226H238ZM151 225H152V228L150 227ZM187 225H188V226H187ZM194 225H195V226H194ZM197 225H198V226H197ZM217 225H218V227H217ZM23 226H24V227H23ZM191 226H192V227H191ZM226 226H228V227H226ZM230 226L232 227V229H231ZM245 226H246V225H245ZM141 227H142V226H141ZM149 227L151 228V230L149 229ZM153 227H154V228H153ZM185 227H186V229H185ZM187 227H188V228H187ZM189 227L191 228L192 231H190V228H189ZM229 227H230V229H228ZM234 227H235V228H234ZM23 228H24V230H23ZM160 228H161V230H160ZM164 228H165V229H164ZM174 228H175V225H174ZM193 228H194L195 230H194ZM211 228H212V229H211ZM214 228H215V229H214ZM141 229H142V228H141ZM152 229H154V230L156 229V231H153ZM157 229H159L161 232H160L159 230H157ZM162 229H163V230H162ZM182 229H183V230L185 229L184 231H186V232H184V231L182 232ZM196 229H197V230H196ZM207 229H208V230H207ZM227 229H228V230H227ZM238 229H239V231H238ZM149 230H150L151 232H150ZM164 230H165V233H164ZM188 230H189V231H188ZM201 230H204L205 232H204V231H201ZM138 231H139V230H138ZM138 231L135 232V233L137 234V237H138V235H139V232H138ZM148 231H149V232H148ZM158 231H159V232H158ZM162 231H163V232H162ZM196 231H197V232H196ZM215 231H216V233H215ZM224 231H225V232H224ZM234 231H235V232L238 231V232L236 233L237 235L235 234ZM181 232H182V233H181ZM260 232L262 233L263 231L261 230ZM260 232H259V233H260ZM20 233L22 234L21 238H20ZM148 233H151L152 237H155L154 239H157V241H156V240H155V242H152V241H151V242H149L150 244H148L149 239H150V240H151V239L154 240V239L150 236V234H149L150 238H149V236H147ZM152 233H153V234H152ZM154 233H155V234H154ZM156 233H159V234H156ZM183 233H184V234H183ZM189 233H194L195 235H194V234H193V235H190ZM224 233H225V234H224ZM230 233H231V234H230ZM259 233H258V235H257V233H256V235H254V236H255L254 238H255L256 241H257V240H260V236L263 237L262 234H261V233L259 234ZM23 234L25 235L26 238L29 237V238L27 239V240H28L27 242H25L26 239H23V238H25ZM163 234H164V235H163ZM182 234H183V235H182ZM205 234H206V235H205ZM232 234L235 235V236L232 237V236H233ZM153 235H155V236H153ZM157 235H158V236H157ZM170 235H171V236H170ZM187 235H188V236H187ZM211 235H212V236H211ZM229 235H230V236H229ZM231 235H232V236H231ZM259 235H260V236H259ZM263 235H264V232H263ZM134 236H136V235H134ZM160 236H161V237H160ZM163 236H164V237H163ZM165 236H167V238H165ZM177 236H178L179 238H178ZM190 236H191V237H190ZM224 236H226V237L228 236L229 238L232 239V241H229V243H228V245H227L226 247H222V246H221V248H220L219 246L224 242V239H225ZM256 236H257V238H256ZM258 236H259V237H258ZM147 237H148V239H147ZM156 237H157V238H156ZM173 237H174V238H173ZM183 237H185V238H187V239H185V238H183ZM198 237H199V238H198ZM191 238H192V239H191ZM258 238H259V239H258ZM158 239H159V240H158ZM179 239H181V240L179 241ZM193 239H194V240H193ZM204 239H206L205 242H204ZM214 239H215L216 241H215ZM168 240H167V241L164 240V242H165V243H168ZM191 240H192V241H191ZM198 240H199V241H198ZM208 240H209V241H212L211 245H209L210 242H208ZM253 240H254V239H253ZM255 240H254V241H255ZM55 241H56V240H55ZM189 241H190V242H189ZM201 241H202V242H201ZM217 241H218V243H217ZM21 242H20V244H21ZM172 242H171V243H172ZM194 242H195V244H197V245H195ZM197 242H198V243H197ZM214 242H215V243H214ZM146 243H147L148 245H147ZM151 243H152L153 246L151 245ZM155 243H156V244H155ZM192 243H193V246H194V247H195V246L197 247V248L195 247L194 250H193ZM204 243H207V244H204ZM208 243H209V244H208ZM57 244H59L58 241H57ZM182 244H180V245H182ZM214 244H215V245H214ZM26 245H27V246H26ZM149 245H150V247H149ZM154 245H155V246H154ZM156 245H157L158 248L156 247ZM218 245H219V246H218ZM25 246H26V247H25ZM151 246H152V248H151ZM178 246H179V245H178ZM191 246H192V247H191ZM214 246H215V248H214ZM216 246H217V247H216ZM144 247H145V248H144ZM148 247H149V248H148ZM153 247H154V248H153ZM155 247H156V249H155ZM199 247H200V248H199ZM201 247H202V248H201ZM218 247H219V248H218ZM263 247H264V246H263ZM263 247H262V250H263ZM25 248H26V250H25ZM118 248L121 249V251H123V249H122L121 247H118ZM146 248L149 249V252H148V249L146 250L147 252L145 251ZM225 248H226V250H225ZM154 249H155V251H154ZM176 249H177V248H176ZM176 249H174L175 252H177ZM201 249H202V250H201ZM215 249H216L218 252H217ZM221 249H222V250H221ZM166 250H167V251H166ZM184 250H186V252H185ZM190 250H192V251H194V252H192V251L190 252ZM119 251H120V250H119ZM188 251H189V252H188ZM198 251H200V252H198ZM226 251H227V252H226ZM154 252H155V253L158 252L160 256H159L158 254H155ZM224 252H225V253H224ZM263 252H264V251H263ZM163 253H164V254H163ZM185 253H186V255H185ZM188 253H189V254H188ZM191 253H193V254H191ZM194 253H195V254H194ZM198 253H199V254H198ZM212 253H211V254H212ZM153 254H154V255H153ZM183 254H184V255H183ZM222 254H223V255H222ZM224 254H225V255H224ZM150 255H151V256H150ZM156 255H157V256H156ZM162 255H163V256H162ZM167 255H168V254H165V256H167ZM172 255L170 254V256H167V257H168V258H171ZM190 255H191V256L193 255L192 258L190 257ZM201 255H203V256H201ZM226 255H228V256H226ZM165 256H164V257H165ZM179 256H182V258L184 257L185 259H184V258L181 259V257H179ZM194 256H195V258H194ZM220 256H221V257H220ZM149 257H147V258H149ZM188 257H189V258H188ZM198 257H199V258H198ZM190 258H191L192 261L190 260ZM172 259H173V257L171 258V260H172ZM178 259H179V260H178ZM156 260H157V259H156ZM173 260H174V259H173ZM173 260L171 261L172 263H174ZM205 260H206V261H205ZM169 261H170V259H169ZM180 261H181V262H180ZM189 261H190V262H189ZM203 261H204V263H203ZM171 262H170L169 264H171ZM178 262H179V263H178ZM192 262H193V263H192ZM28 264H33V263H30V262H29ZM81 264H83V263H81ZM174 264H175V263H174Z\"/></svg>",
    "mask_w": 264,
    "mask_h": 264
}]
</instances>
